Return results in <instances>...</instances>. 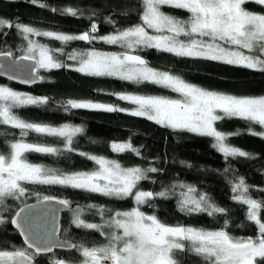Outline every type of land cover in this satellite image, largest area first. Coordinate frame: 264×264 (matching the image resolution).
<instances>
[{"label": "snow or ice", "instance_id": "obj_1", "mask_svg": "<svg viewBox=\"0 0 264 264\" xmlns=\"http://www.w3.org/2000/svg\"><path fill=\"white\" fill-rule=\"evenodd\" d=\"M33 5L38 0H29ZM246 3L264 7V0H142L143 8L140 23L112 35L96 36L95 23L90 31L79 35L41 31L22 23L13 24L0 18V30L12 29L23 35L27 41L26 52L19 57L25 61H35V66L51 70L72 67L56 58L55 52L63 49H50L47 45L31 39L32 36L47 37L61 42L73 40L91 42L100 39L107 44L120 45L122 53H102L87 51L77 56L69 54L68 59L78 61L73 70L89 76H108L136 84L151 83L177 93L179 98L164 96H142L118 94V99L136 105L129 114L144 117L164 128L193 133L214 139L212 147L229 157L253 158L252 154L227 143L230 136L216 127V122L225 118H239L249 122V134L264 139V130L255 131L253 125L264 129V96H237L206 90L177 75L159 71L148 65L138 49L152 48L181 58L203 59L240 66L264 72V13L247 10ZM46 7L45 4H38ZM162 6L188 13L187 19L177 18L163 12ZM57 11V9H52ZM64 13L77 16V10L66 8ZM112 21H109L111 23ZM7 35L5 32H0ZM0 55L11 56L5 52ZM31 69L32 65H28ZM23 83L34 82L24 80ZM49 102L48 97H38L0 87V125L20 130L21 139L11 142L6 152H0V205L8 199L21 200L29 195L26 185H58L87 191L119 200L131 198L135 206L130 210L116 211L102 224L87 222L82 218L84 209L74 212L73 223L77 228L94 230L104 238L103 243L94 246L66 244L55 239V229L34 230V218L40 215H56L59 210L38 209L25 205L8 220L0 216V224L11 223L24 238V247L0 248V264H39L38 257L52 253L54 248H66L78 252L79 264H182L181 254L192 253L202 258L204 264H264V200L249 195V185L243 177L231 184V199L247 206L246 217L255 224V237L234 236L228 230V221L217 230H207L192 226H171L162 222L155 214H146L141 205L152 206L156 198L167 199L177 196L178 209L189 215L204 213L208 216L226 215L228 209L219 206L206 193L193 185L178 183L164 191H146L139 187L148 173L159 171L156 167L124 168L105 157L87 155L98 168L92 171L64 173L57 169L29 162L28 153L57 155L61 149L45 144L25 142L30 132L43 136L60 138L63 150L72 152L74 137L83 132L79 126L64 124L56 127L42 123L28 122L20 118L15 109L27 106H40ZM67 106L72 109H92L107 112L127 111L112 105L69 99ZM116 153L130 151L140 155L131 143L111 144ZM183 163V162H182ZM228 172V169H224ZM179 188L177 193L175 190ZM261 191H264L262 189ZM52 197H43L44 201ZM65 207L68 200H59ZM89 209L97 205H87ZM100 208V215H104ZM49 264H69L64 259H54Z\"/></svg>", "mask_w": 264, "mask_h": 264}, {"label": "trees", "instance_id": "obj_2", "mask_svg": "<svg viewBox=\"0 0 264 264\" xmlns=\"http://www.w3.org/2000/svg\"><path fill=\"white\" fill-rule=\"evenodd\" d=\"M40 3L46 7H39ZM38 4L33 5L29 0H0V18L13 24L19 22L29 25L41 31L70 35L90 31L91 24L95 23L98 31L93 35L99 37L112 35L116 31L140 23L139 17L143 8L142 0H38ZM244 7L249 11L264 13V7L255 3H246ZM66 8L76 9L77 16L64 13L63 10ZM161 10L177 18L188 17L184 10L167 6H162ZM0 32L7 33L0 34V53L10 52L13 57L25 54L27 41L23 39L21 33L14 27L4 28ZM31 39L47 45L50 49H63V53L54 54L62 63L72 67L38 70L41 84L31 90L21 88L16 83L0 80L1 86L14 91L49 98V102L44 105L15 109L16 114L28 122L56 127L64 124L79 126L83 132L74 137L72 152L63 150L60 138L30 132L23 138L25 142L58 147L61 153L57 155L28 153L29 162L64 173L90 172L97 169L98 165L93 161L79 155L85 153L117 161L124 168L156 167L159 169L158 172L148 173V179L140 182L139 187L142 190L158 192L170 189L172 185L178 183L193 185L229 211L226 215L208 216L204 213L189 215L179 211L177 196L170 193L167 199H154L151 207L147 204L141 205V210L146 214H155L162 222L171 226H192L207 230L220 229L227 220L228 230L232 235L256 236L255 224L246 217L247 206L231 199L233 193L229 183V181L235 183L238 178L243 177L249 185V195L254 199L264 200V191H261L264 189V139L249 134V122L239 118H225L216 123V127L222 132L239 131L241 134L230 136L227 143L251 153L253 157H229L225 160L223 154L212 147L215 141L211 137L164 128L153 121L132 116L125 111L72 109L67 106L69 99L112 105L127 110L132 107L131 104L118 99V94L170 98H178L179 95L151 83L136 84L115 77L85 75L73 70L76 62L68 59L72 53L81 54L91 49L125 51L123 47L111 48L100 39L91 42L73 40L66 43L47 37L32 36ZM135 54L142 55L149 66L180 76L186 82L206 90L237 96H264V72L216 61L181 58L152 48L138 49ZM253 128L255 131H261L258 125H253ZM19 139H21L19 129L0 125V152H6L8 145ZM113 142L131 143L139 150L140 155L130 151L116 153L111 149ZM225 168L228 172L224 171ZM26 187L29 195L21 200H6L0 205V216L10 220L19 208L42 201L45 196L68 200L71 209L62 216L60 238L76 245L94 246L105 241L94 230L76 227L73 223L75 210L83 208V219L102 224L114 212L130 210L135 206L131 198L119 200L70 187L39 184H30ZM175 191L178 193L180 189L177 188ZM87 205L98 207L89 209ZM100 208L105 210L103 216L100 215ZM4 247L9 250L13 247H24L11 223L0 224V248ZM54 259L79 264L81 257L78 252L72 251H56L51 255L38 257L39 264H49ZM181 261L182 264H204L202 258L190 252L181 254Z\"/></svg>", "mask_w": 264, "mask_h": 264}, {"label": "water", "instance_id": "obj_3", "mask_svg": "<svg viewBox=\"0 0 264 264\" xmlns=\"http://www.w3.org/2000/svg\"><path fill=\"white\" fill-rule=\"evenodd\" d=\"M28 65H32V68L30 69ZM38 68L39 67L35 66V61L14 59L11 56H0V80L16 83L19 87L27 90L34 89L35 87L41 84V76L38 74ZM24 80H32L34 82L23 83L22 81ZM58 201L59 200L57 199H52L50 201L42 200L39 202L27 204L33 206L34 212H37L38 209L59 210L54 216L47 214H37V216L34 218V230L51 231L55 229L56 240L66 244H72L71 242L64 241L60 238L62 216L64 213L69 212L71 207H65L63 205H60ZM22 207H25V205ZM19 209L17 211H19ZM12 228L19 234L24 244V238L21 236L20 231L14 225H12ZM56 251L71 252L66 248L62 249L57 247L54 248L52 253L43 254L41 256H48Z\"/></svg>", "mask_w": 264, "mask_h": 264}, {"label": "rangeland", "instance_id": "obj_4", "mask_svg": "<svg viewBox=\"0 0 264 264\" xmlns=\"http://www.w3.org/2000/svg\"><path fill=\"white\" fill-rule=\"evenodd\" d=\"M102 41V40H101ZM104 42V41H103ZM105 43V42H104ZM106 45H108V46H110L111 48H112V46H120V45H112V44H107V43H105ZM121 47V46H120ZM92 50H95V51H99V52H102V53H122V52H124V51H118V50H112V49H101V50H97V49H91V50H88V51H92ZM135 54V53H134ZM80 54H77V56H79ZM139 55V54H138ZM140 56H142V55H140ZM12 58H14V59H19V57H13V56H11ZM143 57V56H142ZM144 58V57H143ZM145 59V58H144ZM146 60V59H145ZM76 62V65H75V67H78L79 65H78V61H75ZM151 67V66H150ZM153 68V67H152ZM41 68H38V70H40ZM42 70H46V69H42ZM157 70H159V69H157ZM159 71H161V70H159ZM0 87H5V86H1L0 85ZM6 88H9V87H6ZM11 89V88H10ZM13 90V89H12ZM21 93V92H20ZM26 94V93H25ZM179 98V97H178ZM124 101V100H123ZM125 102H127V103H130L131 104V106L132 107H130L129 109H127V111H125V112H127V113H129L132 109H134L135 107H136V105H134V104H132L131 102H129V101H125ZM92 110V109H91ZM144 118V117H143ZM217 123V122H216ZM261 130H264V129H261ZM214 140V139H213Z\"/></svg>", "mask_w": 264, "mask_h": 264}]
</instances>
